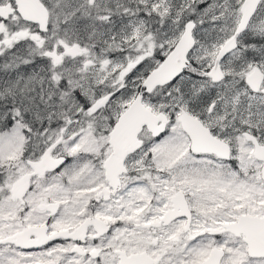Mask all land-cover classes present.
<instances>
[{
	"label": "snow or ice",
	"instance_id": "obj_1",
	"mask_svg": "<svg viewBox=\"0 0 264 264\" xmlns=\"http://www.w3.org/2000/svg\"><path fill=\"white\" fill-rule=\"evenodd\" d=\"M0 264H264V0H0Z\"/></svg>",
	"mask_w": 264,
	"mask_h": 264
}]
</instances>
